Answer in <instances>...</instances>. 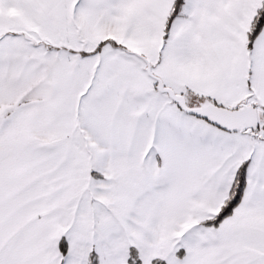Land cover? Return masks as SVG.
I'll use <instances>...</instances> for the list:
<instances>
[{
  "label": "snow or ice",
  "instance_id": "obj_1",
  "mask_svg": "<svg viewBox=\"0 0 264 264\" xmlns=\"http://www.w3.org/2000/svg\"><path fill=\"white\" fill-rule=\"evenodd\" d=\"M0 264H264V0H0Z\"/></svg>",
  "mask_w": 264,
  "mask_h": 264
}]
</instances>
